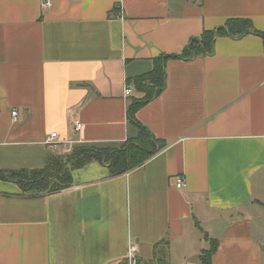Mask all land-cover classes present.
I'll return each instance as SVG.
<instances>
[{
	"label": "crops",
	"instance_id": "obj_1",
	"mask_svg": "<svg viewBox=\"0 0 264 264\" xmlns=\"http://www.w3.org/2000/svg\"><path fill=\"white\" fill-rule=\"evenodd\" d=\"M241 17L264 33V0H0V169L134 138L133 77ZM213 46L165 61L135 114L165 145L141 164L112 176L91 160L37 193L0 178V264H126L131 241L139 264H202L212 239L210 264H264V38Z\"/></svg>",
	"mask_w": 264,
	"mask_h": 264
},
{
	"label": "trees",
	"instance_id": "obj_2",
	"mask_svg": "<svg viewBox=\"0 0 264 264\" xmlns=\"http://www.w3.org/2000/svg\"><path fill=\"white\" fill-rule=\"evenodd\" d=\"M249 30L258 33L264 38V33L253 29L249 18H229L224 26L204 30L198 37H192L180 55H159L152 61L153 67L150 71L133 77L135 88L144 93L141 98L131 99L128 115L137 126L138 133L134 138L125 143L109 148L101 145H83L75 147L74 154L68 159L54 156L49 159L44 168L40 170H2L0 178L14 180L26 192L55 191L70 185V170L82 166L85 162L96 160L107 165L110 175L120 174L141 164L157 149L165 145L164 141L154 138L148 129L136 119V112L145 102L158 95L165 86V61L169 58H193L198 55L211 54L214 49V39L218 35L229 34L231 36H242ZM70 164V165H69ZM69 165V166H68ZM62 171V172H60ZM206 236V235H205ZM217 241L211 240V249L208 254L216 248ZM208 254L202 264H210Z\"/></svg>",
	"mask_w": 264,
	"mask_h": 264
},
{
	"label": "built area",
	"instance_id": "obj_3",
	"mask_svg": "<svg viewBox=\"0 0 264 264\" xmlns=\"http://www.w3.org/2000/svg\"><path fill=\"white\" fill-rule=\"evenodd\" d=\"M42 5L44 7H47L50 5V0H42ZM119 15V13L117 14ZM120 16V15H119ZM132 92V87L129 84H126V86L124 87V93L125 96L131 94ZM12 116H13V120H16V115H17V111L15 109L12 110L11 112ZM73 124H74V130H80L82 128V124L80 123L79 119H74L73 120ZM56 136V132L53 131V133H51L48 137L46 142L48 144H54V137ZM172 184L176 187V188H183L185 186V180H183L182 175L178 174L175 176H172ZM136 250H137V245L135 242L131 241L129 244V247L127 249V256H126V264H139L138 263V255H136Z\"/></svg>",
	"mask_w": 264,
	"mask_h": 264
},
{
	"label": "rangeland",
	"instance_id": "obj_4",
	"mask_svg": "<svg viewBox=\"0 0 264 264\" xmlns=\"http://www.w3.org/2000/svg\"><path fill=\"white\" fill-rule=\"evenodd\" d=\"M73 151H74V150L70 151L68 155L59 156V157L62 158V159L67 160L70 154H74L75 151H74V152H73ZM69 165H70V164H69ZM69 165H68V166H69ZM60 172H62V171H60Z\"/></svg>",
	"mask_w": 264,
	"mask_h": 264
}]
</instances>
